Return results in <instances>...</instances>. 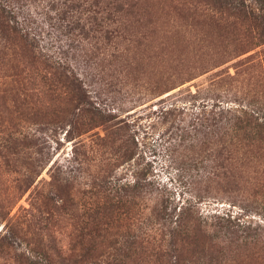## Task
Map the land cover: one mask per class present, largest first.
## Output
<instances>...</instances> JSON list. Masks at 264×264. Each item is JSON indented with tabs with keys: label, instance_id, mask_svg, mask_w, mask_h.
Segmentation results:
<instances>
[{
	"label": "rangeland",
	"instance_id": "374dc122",
	"mask_svg": "<svg viewBox=\"0 0 264 264\" xmlns=\"http://www.w3.org/2000/svg\"><path fill=\"white\" fill-rule=\"evenodd\" d=\"M172 2L139 0V10L122 18L118 37L99 45H78L82 14L75 20L63 14L71 1L25 4L43 53L74 65L91 100L135 123L137 154L129 161L118 158L113 171L107 170L110 180L144 184L136 194L137 211L150 214L159 206L175 217L184 207L198 211L201 220L192 243L180 240L185 250L181 263L264 264V148L226 171V156L214 157L213 140L199 133L198 107L210 101L197 107L181 102V110L166 116L154 106L180 89L221 80L215 74L222 70L232 77L218 90L226 107H235L230 97L257 95V62L264 45H250L245 27L234 19L230 26L199 14L186 22L177 13L173 20L176 9L168 8ZM75 8L97 10L94 0ZM187 23L195 24L192 28ZM94 37L91 33L89 39ZM244 48L254 50L238 55ZM9 54L6 60L12 64L25 59L19 47ZM151 84L160 86L152 91ZM171 86L177 87L159 96ZM24 91L27 101L11 91L0 95V264L54 260L57 250L67 254L70 233L83 220L81 192L103 174L105 162H100L92 138L104 126L82 133L72 125L73 92ZM163 239L159 237L167 245ZM138 259V264H160L148 253Z\"/></svg>",
	"mask_w": 264,
	"mask_h": 264
},
{
	"label": "trees",
	"instance_id": "16d2710c",
	"mask_svg": "<svg viewBox=\"0 0 264 264\" xmlns=\"http://www.w3.org/2000/svg\"><path fill=\"white\" fill-rule=\"evenodd\" d=\"M68 1L72 5H68L63 14L70 13L72 20H75L76 14H82L77 20L81 23L80 33L75 39L78 45L111 42L118 37L115 33L123 24L122 18L139 10V0H94L97 10L84 12L75 7H85L91 0H78L77 5L74 3L76 0ZM172 1L175 3H170L168 8L176 9L173 20L178 19L177 13L186 22L198 14L213 23L227 26L231 25L228 21L234 19L245 27L250 45H264V0ZM25 3L26 0H0V95L11 91L19 97L28 88L39 93L73 92L70 100L75 102L76 111L72 116V125L81 129L82 133L104 126L101 131L92 134V138L100 153V162L105 161L103 174L91 183L87 182V187L81 192L83 220L70 233L69 252L63 254L57 250L54 260L38 258L31 264H138V258L147 253L159 259L160 264H182L180 257L185 250L180 240L192 243L195 226L201 220L198 211L195 207H184L176 217L168 216L167 210L158 209L159 206L154 207L150 214L137 211L134 205L136 194L144 188V184L138 179L131 184L110 180L111 174L107 170L113 171L118 158L129 161L137 154L139 144L135 123L91 100L84 79L74 65L52 60L49 54L43 53L41 40L29 24ZM92 17L94 25L91 24ZM194 24L187 23V26L193 28ZM91 33L95 36L92 41L89 39ZM18 47L25 59L12 64L6 58L10 56L9 51L16 53ZM251 50L254 48L240 49L238 55ZM257 63L260 66L257 77L259 93L251 96L248 92L241 97H230L235 107H226L224 95L218 91L230 83L224 80L232 78L227 70L215 74L220 76L219 81L211 78L206 87L196 85L195 90L192 87L180 89L154 105L166 116L181 110V102L197 107L200 101H210L209 106L198 107L199 133L203 139L213 140L211 152L214 157L226 156V171L232 166L237 167L238 162L254 159L252 157L256 156L257 149L264 148V50L260 51ZM159 86L151 84L150 89L155 91ZM176 87L164 89L159 96ZM23 98L27 101L29 96ZM45 198L49 199L50 195L46 194ZM159 237H164L163 242L168 240L167 245H163Z\"/></svg>",
	"mask_w": 264,
	"mask_h": 264
}]
</instances>
